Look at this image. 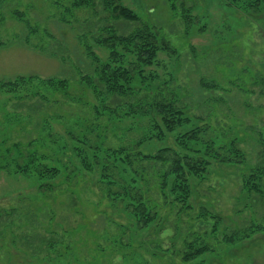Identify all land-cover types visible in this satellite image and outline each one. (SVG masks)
<instances>
[{
  "label": "rangeland",
  "instance_id": "obj_1",
  "mask_svg": "<svg viewBox=\"0 0 264 264\" xmlns=\"http://www.w3.org/2000/svg\"><path fill=\"white\" fill-rule=\"evenodd\" d=\"M122 1L139 23L115 22L103 0L92 7H77L78 0H0V264H264V212L242 190L249 163L207 158V173L190 179V207L172 205V195L165 205L152 188L156 218L138 225L102 184L101 168L86 169L74 151L84 148V137L118 149L143 135L144 153L178 148L174 133L147 138L149 116L126 117L127 105L104 110L82 82L93 56L107 60L95 40L105 25L115 22L127 33L148 24L176 53L160 52L146 74L169 81L186 113L199 117L179 131L206 124L216 147L236 139L253 164L264 137V4L254 12L228 0H184L192 8L189 26L169 0ZM19 76H60L69 86L48 89L33 81L17 92L1 88ZM39 165L59 171L41 176ZM150 165L147 179L166 168ZM138 185L146 192V183ZM252 223L263 228L225 239ZM192 233L213 250L184 260Z\"/></svg>",
  "mask_w": 264,
  "mask_h": 264
},
{
  "label": "trees",
  "instance_id": "obj_2",
  "mask_svg": "<svg viewBox=\"0 0 264 264\" xmlns=\"http://www.w3.org/2000/svg\"><path fill=\"white\" fill-rule=\"evenodd\" d=\"M228 1L237 8L253 9L254 12H258L264 4V0ZM103 3L104 9L111 13L115 22L121 21L127 25L139 23V16L124 5L122 0H103ZM169 3L171 9L176 14L179 13L183 21L190 26L193 22L192 8L186 7L184 0H169ZM75 4L77 7H92L95 0H78ZM17 15L22 16L20 12H17ZM115 22L103 27L104 34L95 36L97 43L107 49L109 53L107 60L102 61L93 56L95 63H92V67L90 64V71L83 74L82 82L96 94L104 110L111 111L114 105L117 107L127 105V112L124 113L126 117L149 116L152 123L149 124L151 128L147 138L160 140L164 139L167 133H174L178 148L164 147L154 154H147L140 150L147 135L137 139L134 145L129 144L130 148L121 146L118 149L105 146L103 143L94 146L87 137H84V140H81L84 148L80 146L74 148L83 166L86 169L100 167L101 182L110 190V196L122 198L124 207L133 215L138 225H148L156 218V208L159 206L151 194L154 188L160 190L163 204L166 205L169 196L172 195L175 201L172 205L190 207L189 200L193 191L190 179L191 177L202 179L207 173L210 165L207 158L221 165L249 163L251 166L243 177L242 190L247 191V199L253 202L252 204H258L260 210L264 212V137L260 136L258 140L255 162L251 164L247 153L236 139L229 145L216 147L215 141L207 135L209 126L206 124L179 131L192 125L193 119L195 118V121L199 117L186 113L184 107L180 105V100L173 93L169 81L159 82L160 78L152 72L146 74V69L157 63L160 52L173 56L176 49L170 41L161 36L159 30L148 24H140L129 32L122 33L124 31ZM4 46L0 39V48ZM17 78L15 81L5 83L1 88L10 86V91L17 92L21 86L33 81H39L48 89H67L69 86L68 79L60 76ZM97 112L99 113V109ZM79 139L77 138L78 141ZM89 151L93 152V155L90 156ZM146 162L149 164L145 165ZM152 162L161 163L166 168L163 171L154 169L150 172L154 175L147 179L146 171ZM48 168L39 165L36 170L42 174L41 176L48 174L54 178L59 170L56 167ZM139 182L146 183V192L138 185ZM166 191L171 194L168 195ZM153 201L156 202L154 206ZM213 217L217 219V216ZM262 228L263 225L252 223L245 232L234 231L225 239L233 242L240 235H250ZM191 235L195 237L191 241H186L182 251L184 260L195 259L213 250L209 244L203 242L198 233Z\"/></svg>",
  "mask_w": 264,
  "mask_h": 264
}]
</instances>
